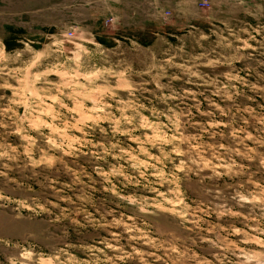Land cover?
Segmentation results:
<instances>
[{
  "label": "rangeland",
  "instance_id": "374dc122",
  "mask_svg": "<svg viewBox=\"0 0 264 264\" xmlns=\"http://www.w3.org/2000/svg\"><path fill=\"white\" fill-rule=\"evenodd\" d=\"M207 1L0 0V264H264V0Z\"/></svg>",
  "mask_w": 264,
  "mask_h": 264
},
{
  "label": "built area",
  "instance_id": "2783aa9c",
  "mask_svg": "<svg viewBox=\"0 0 264 264\" xmlns=\"http://www.w3.org/2000/svg\"><path fill=\"white\" fill-rule=\"evenodd\" d=\"M207 0H203L202 2H200V5H205V4H207ZM70 34H72V32H70Z\"/></svg>",
  "mask_w": 264,
  "mask_h": 264
},
{
  "label": "crops",
  "instance_id": "0c3cea01",
  "mask_svg": "<svg viewBox=\"0 0 264 264\" xmlns=\"http://www.w3.org/2000/svg\"><path fill=\"white\" fill-rule=\"evenodd\" d=\"M203 0H198V3L202 2Z\"/></svg>",
  "mask_w": 264,
  "mask_h": 264
}]
</instances>
